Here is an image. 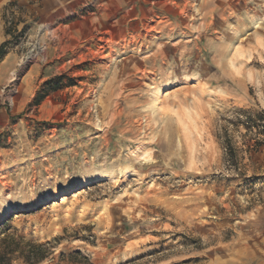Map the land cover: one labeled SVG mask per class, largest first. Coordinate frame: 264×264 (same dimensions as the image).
<instances>
[{
    "label": "rangeland",
    "instance_id": "obj_1",
    "mask_svg": "<svg viewBox=\"0 0 264 264\" xmlns=\"http://www.w3.org/2000/svg\"><path fill=\"white\" fill-rule=\"evenodd\" d=\"M6 39L0 223L51 248L36 264H264L238 124L264 112V0H0Z\"/></svg>",
    "mask_w": 264,
    "mask_h": 264
},
{
    "label": "trees",
    "instance_id": "obj_2",
    "mask_svg": "<svg viewBox=\"0 0 264 264\" xmlns=\"http://www.w3.org/2000/svg\"><path fill=\"white\" fill-rule=\"evenodd\" d=\"M14 2H9L6 7L2 10L1 15L5 17V9L9 5H14ZM4 34L13 40H19L21 36L25 34L27 26L23 25L18 29V21H7L5 19ZM10 39H6L0 44V60L7 53L6 47ZM62 76H57L60 79ZM53 80H46L42 83V88L35 96L33 103L38 104L39 100L43 98L47 93L46 88L52 84ZM58 83L53 87L55 90L58 88ZM239 120L238 124L241 125L247 133L254 134L257 139L250 149H258L264 145V112L253 111L250 112L247 109L239 108ZM228 148V153H231V148ZM231 158L234 157V153L230 154ZM11 219L10 216L6 217L0 223V264H36L42 261L49 253L51 248L46 247V243H39L33 238H26L25 235H19L17 230L13 227L7 226V222ZM7 226V227H6ZM2 227H6L5 229Z\"/></svg>",
    "mask_w": 264,
    "mask_h": 264
},
{
    "label": "bare ground",
    "instance_id": "obj_3",
    "mask_svg": "<svg viewBox=\"0 0 264 264\" xmlns=\"http://www.w3.org/2000/svg\"><path fill=\"white\" fill-rule=\"evenodd\" d=\"M141 159V158H140Z\"/></svg>",
    "mask_w": 264,
    "mask_h": 264
}]
</instances>
